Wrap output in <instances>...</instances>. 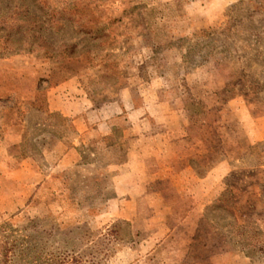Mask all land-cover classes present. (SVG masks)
<instances>
[{"label":"rangeland","instance_id":"374dc122","mask_svg":"<svg viewBox=\"0 0 264 264\" xmlns=\"http://www.w3.org/2000/svg\"><path fill=\"white\" fill-rule=\"evenodd\" d=\"M225 253L264 264V0H0V264Z\"/></svg>","mask_w":264,"mask_h":264},{"label":"crops","instance_id":"0c3cea01","mask_svg":"<svg viewBox=\"0 0 264 264\" xmlns=\"http://www.w3.org/2000/svg\"><path fill=\"white\" fill-rule=\"evenodd\" d=\"M87 119L85 121V126L82 129L83 130V141H88L89 139L97 138L101 136L102 132L104 131V126L107 125L106 122H99V124H96L95 126H92L89 128ZM88 122V123H87ZM90 124V123H89ZM103 130V131H102ZM59 147L63 146L65 147L64 142L58 143ZM76 152L73 149H69L65 147L61 154V158L59 160V163L57 167L59 168H66L68 166H72L75 163L76 160ZM16 173L20 172V170L15 171ZM214 264H253L249 258L246 256L237 254V253H225L223 255H220L214 259Z\"/></svg>","mask_w":264,"mask_h":264},{"label":"trees","instance_id":"16d2710c","mask_svg":"<svg viewBox=\"0 0 264 264\" xmlns=\"http://www.w3.org/2000/svg\"><path fill=\"white\" fill-rule=\"evenodd\" d=\"M9 252H11V251H8V252H7V256H8V254H9ZM5 262H6V264H7V262H8V259H7ZM62 264H63V263H62Z\"/></svg>","mask_w":264,"mask_h":264}]
</instances>
